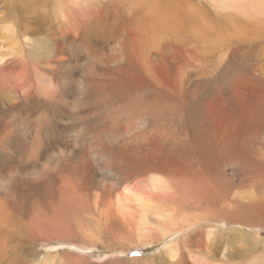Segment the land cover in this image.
I'll return each instance as SVG.
<instances>
[{
	"label": "rangeland",
	"instance_id": "1",
	"mask_svg": "<svg viewBox=\"0 0 264 264\" xmlns=\"http://www.w3.org/2000/svg\"><path fill=\"white\" fill-rule=\"evenodd\" d=\"M176 10L191 15L187 25ZM91 18L100 24L83 31ZM120 37L138 51L134 67L92 75V58ZM0 59V184L37 172L0 192L14 225L7 244L26 264H194L190 251L215 264H264V223L221 226L204 204L206 180L219 181L217 160L233 151L225 181L237 187L222 207L264 205V0H0ZM85 86L90 106L79 108ZM81 130L97 143H77ZM120 134L125 145L106 146ZM61 154L64 164L53 159ZM62 178L74 182L68 202L56 191ZM153 179L160 189L141 191ZM157 214L183 231L158 240ZM144 220L153 243L142 246ZM189 233V252L182 241L176 256L163 251Z\"/></svg>",
	"mask_w": 264,
	"mask_h": 264
},
{
	"label": "bare ground",
	"instance_id": "2",
	"mask_svg": "<svg viewBox=\"0 0 264 264\" xmlns=\"http://www.w3.org/2000/svg\"><path fill=\"white\" fill-rule=\"evenodd\" d=\"M181 16V17H180ZM191 15L186 13V12H180V14L178 13V11L176 10V15H175V19H180L181 18V22L178 23L179 27H182V25H187V23L189 22L188 19H190ZM92 21H90L87 25L85 23H83V31L87 32L89 31L92 27L97 26L100 24V19H92ZM189 29L191 27H188ZM104 29H106V26H104ZM194 31V30H193ZM82 46H79V48H81ZM70 48V47H68ZM80 50V49H79ZM138 51H135V49L132 48V46H130L129 41L122 39L120 37L119 40H117L115 42V45L111 48L105 51L104 55L101 56L100 58H92L93 60V64L90 65L91 71L90 73H92V75H97L98 77L100 74L107 76L109 74H107V72H125V71H129L131 70L134 66H132V63H134L136 55H137ZM93 56V55H92ZM2 59V58H1ZM0 59V60H1ZM111 59H113V62H118L120 60L119 66L118 67H112V68H107V65H109V63H112ZM62 82L64 83L63 85L66 86L69 82L66 81V79L62 80ZM43 88H41L43 91H46V87L42 86ZM89 87L85 86V91L83 92L82 96L84 98L80 99L81 102H78L77 106L79 108H85V107H89L90 106V102H88V96H89ZM108 90V89H107ZM159 100H161L160 98H158ZM103 100V99H102ZM159 106V105H158ZM104 110V109H103ZM154 111L159 112V115L161 114L160 110H158L157 108L154 109ZM145 117V116H144ZM174 117V116H173ZM157 118V117H156ZM161 118V117H160ZM142 120V119H141ZM157 120V119H156ZM57 122V121H56ZM161 122V121H160ZM163 122V121H162ZM141 123V121H139V124ZM165 123V122H164ZM159 123L160 125V129L161 130H165L168 129L166 126V123ZM141 125V124H140ZM180 126V124H176L174 126H172V129H176V127ZM89 129H87L88 131ZM130 135V133H129ZM109 139L106 140V146H115V145H125L126 144V140L124 139L123 135H118V140L119 142L115 141L114 137L112 138L111 136L108 137ZM93 134L90 132H86V131H82L81 133L78 135L77 137V143L85 142L88 141L90 143H94L96 144V140ZM100 139V138H99ZM105 140V139H104ZM100 143V141H99ZM164 143L169 144V140H164ZM139 144H142L141 142H139ZM225 144V143H224ZM251 144V143H250ZM170 145V144H169ZM171 147H175V150H180L178 149L180 147V145H178V143H172L170 145ZM167 147V146H166ZM221 148L218 150L219 152L221 151V155H223V145L221 146ZM227 147V146H226ZM67 152V150H66ZM95 153V152H94ZM93 153V154H94ZM236 153V152H235ZM233 151L232 153L229 152L228 154L224 155V158L226 159L227 156L229 154H231V157H229L232 160V155H236L238 153L235 154ZM69 154V153H68ZM212 155V154H211ZM63 154L59 155V156H54L53 159L54 161H56V163H63L64 158L62 157ZM65 156V155H64ZM93 156V155H92ZM95 158L101 157L100 155H98L97 153H95ZM21 157V156H20ZM94 158V157H93ZM223 157H219L218 161V165L216 166V175H217V179H219V181L215 182V180H206V191H207V196L205 198V205L206 208H208V210L211 209H215V218L219 219V221L215 220V222H219L221 223V226L228 224V225H238L240 227H243V225H247L248 227L250 226V224L256 223V222H262L264 223V205H262L261 203H251V202H242V201H238L236 200L235 202H233L234 206H228V205H224V207H222V203L224 201H226L229 197H227V195H225V192L227 193V187L232 186L234 187V183L230 181H225L226 178V172L224 170V165H225V159ZM15 159V158H14ZM8 161L12 162L11 160L7 159ZM17 160V159H16ZM230 160V162L228 163V165L230 166H234V164L236 165V163L232 162ZM7 161V162H8ZM232 162V163H231ZM18 163H22V162H18ZM64 164V163H63ZM70 164V163H69ZM78 165V164H77ZM201 166V165H200ZM202 167V166H201ZM65 169V168H64ZM134 169V168H133ZM136 169V168H135ZM134 169V170H135ZM20 170V169H19ZM15 171L12 172L13 174L4 179L2 181V183L0 184V192L2 193H7L6 190L10 189V193H12L13 190H11L12 188H14L15 184L18 181H22L25 177H31V176H36L37 172H34L32 170L31 173H23V171ZM67 170V169H66ZM72 170V168H71ZM70 170V171H71ZM147 172V171H146ZM143 173L145 174V172L143 171ZM159 173L164 174L162 171ZM260 173V171H259ZM136 174V173H135ZM160 175V174H159ZM261 177L263 176L262 174H260ZM215 176V175H214ZM264 177V176H263ZM127 178V177H126ZM198 178V177H197ZM196 178V179H197ZM206 178V177H205ZM204 178V179H205ZM61 179V178H60ZM147 179V177H146ZM63 181H61L60 186L56 189L57 192H59L60 195L64 196V200L65 202L69 201L70 198V193H73L74 190V182L71 180H68L66 178H62ZM199 180V179H198ZM129 181V180H128ZM135 181V180H134ZM200 181V180H199ZM245 180H241V182L238 184V186H244L245 185ZM50 184H54L53 181L48 182ZM143 184V183H142ZM162 184V181L159 179H153V180H149L147 182H145L144 187H142L143 192H147V194L152 191V189H160ZM205 184V183H204ZM133 185V184H132ZM223 186V187H222ZM30 187V186H29ZM237 187V186H235ZM133 188V187H132ZM48 189V188H47ZM77 189V188H76ZM78 190V189H77ZM76 190V192H77ZM72 191V192H71ZM137 191V190H136ZM155 191V190H153ZM134 192V191H133ZM139 191H137L138 193ZM152 193V192H151ZM25 194V193H24ZM136 194V193H135ZM154 195V193H153ZM149 196V195H148ZM151 197V196H150ZM159 197V196H158ZM157 197V198H158ZM15 197L9 196L8 197V202L9 203H14L13 199ZM155 198V197H154ZM173 198V197H172ZM171 198V199H172ZM73 201V200H72ZM141 201V200H140ZM18 203V202H17ZM70 204V203H69ZM146 204V202H145ZM229 204V203H228ZM71 205V204H70ZM230 205V204H229ZM12 208H10L11 210H13L14 212H18L17 206H13L11 205ZM73 207V206H72ZM121 207L118 208V211H120ZM70 210V209H69ZM10 210L8 211H2L0 210V264H26L27 260L25 259L23 253L21 252V250H15L16 246H13L12 248H10L7 244V241L13 236L15 235L14 232L11 230L12 227L14 226L13 223H11L10 221V216H12L10 213ZM15 212V213H16ZM20 212V211H19ZM127 212V211H126ZM163 212V211H162ZM153 212H151L152 214ZM200 213V212H199ZM114 218H119L120 217L117 216V211L116 213H114ZM146 214V213H145ZM121 215H124V211L122 210ZM147 215V214H146ZM159 218V220L154 221L151 220V222L149 223H155L159 224V228H161V230H159V233L154 234V237L158 238V240L163 239L165 236H167L168 234L172 233V232H179V231H183V229H176V225H178V223H175V217L169 214H157ZM144 216V215H142ZM149 216V215H148ZM199 216V215H198ZM201 216V215H200ZM112 217V216H111ZM125 217V215L123 216V218ZM145 217V216H144ZM148 218V217H147ZM154 218V217H153ZM200 218L203 219V217L201 216ZM145 219V218H144ZM21 220V219H20ZM19 220V221H20ZM113 219H110V216L108 217L107 220V225L112 224L111 221ZM122 220V219H121ZM195 221L197 219H194ZM147 221V220H146ZM176 221V220H175ZM200 220H197V222H193L190 220H186L185 223L188 224V227H190L191 225H194L196 223H198ZM147 222H145V220L141 223H139L137 225V234H138V242L140 245H147V244H152V240H151V236L145 235L143 234L145 230H147V228H145V226ZM164 224V225H163ZM175 225V226H174ZM161 226V227H160ZM163 226V228H162ZM174 226V227H173ZM149 227V226H148ZM17 228V227H16ZM187 229V228H186ZM213 228L209 229L208 228V234H207V238L208 236H210V234L213 232L212 230ZM156 235V236H155ZM193 233L192 234H188L186 236H184V238H179L173 240L174 242L170 245L167 246L166 248H164V252L169 253L170 255L172 254V257H174L175 255V250L174 248L176 246H178L179 243H181V241L183 242L182 247L184 250H187L189 245L187 244L188 239L193 237ZM196 236V234H195ZM24 238V237H22ZM209 239V238H208ZM207 239V242L209 241ZM64 240V239H63ZM26 243V242H25ZM186 245H185V244ZM206 244V243H205ZM19 245V244H18ZM193 246V245H192ZM209 246L210 245L209 243ZM208 248V247H207ZM179 249V248H178ZM194 249V248H193ZM209 250L210 248L206 251V254H209ZM188 251V250H187ZM189 252V251H188ZM201 254V253H200ZM169 255V256H170ZM190 255L192 258H194V264H200V263H204L206 262V264H215L214 260H212L210 257L204 258V256L199 255L197 252H195V254H191L190 251ZM224 255V254H223ZM176 256V255H175ZM230 253L227 255V258H231ZM221 259H224V257L222 256ZM226 263V262H225Z\"/></svg>",
	"mask_w": 264,
	"mask_h": 264
}]
</instances>
